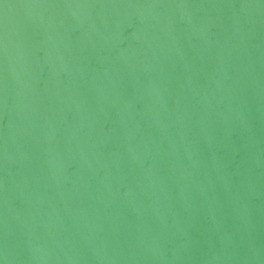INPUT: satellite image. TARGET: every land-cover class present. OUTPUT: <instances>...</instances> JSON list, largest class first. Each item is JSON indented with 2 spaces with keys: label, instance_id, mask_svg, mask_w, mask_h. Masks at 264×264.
Returning <instances> with one entry per match:
<instances>
[{
  "label": "water",
  "instance_id": "95a60500",
  "mask_svg": "<svg viewBox=\"0 0 264 264\" xmlns=\"http://www.w3.org/2000/svg\"><path fill=\"white\" fill-rule=\"evenodd\" d=\"M0 264H264V0H0Z\"/></svg>",
  "mask_w": 264,
  "mask_h": 264
}]
</instances>
